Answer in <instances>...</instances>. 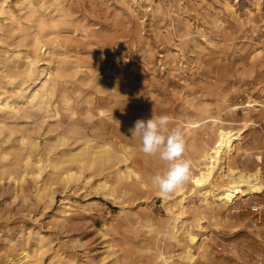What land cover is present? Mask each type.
<instances>
[{
    "label": "rangeland",
    "instance_id": "rangeland-1",
    "mask_svg": "<svg viewBox=\"0 0 264 264\" xmlns=\"http://www.w3.org/2000/svg\"><path fill=\"white\" fill-rule=\"evenodd\" d=\"M153 113L192 161L167 196L128 131ZM238 130L264 188V0H0V264H264V189L195 180Z\"/></svg>",
    "mask_w": 264,
    "mask_h": 264
},
{
    "label": "clouds",
    "instance_id": "clouds-1",
    "mask_svg": "<svg viewBox=\"0 0 264 264\" xmlns=\"http://www.w3.org/2000/svg\"><path fill=\"white\" fill-rule=\"evenodd\" d=\"M172 117L153 113L150 119H137L128 129L138 140V150L145 156H158L165 168L150 177L151 184L161 196H167L191 180L192 161L184 158L185 133L180 125H172Z\"/></svg>",
    "mask_w": 264,
    "mask_h": 264
},
{
    "label": "bare ground",
    "instance_id": "bare-ground-1",
    "mask_svg": "<svg viewBox=\"0 0 264 264\" xmlns=\"http://www.w3.org/2000/svg\"><path fill=\"white\" fill-rule=\"evenodd\" d=\"M240 137H241V132L238 130L237 135L226 138L218 155L216 156L213 155L210 158V160H208L209 162L207 163L208 166L206 170L199 171L201 173V177L197 179L194 178L196 180V183L201 186L205 182L207 181L209 182V186H210L209 188L205 189L203 187L202 188L200 187L201 189L199 188L198 191L199 193L205 196L204 200L205 198H208V196L211 195L215 196V198L219 196V198L223 201L224 205H226L230 200L236 197L233 194L234 190H238L239 192L238 195L240 196L251 195L263 191L264 188L261 182L262 180L261 167H257L255 170L250 172H244L243 170L235 169L234 167L229 165V161L231 159L232 153L236 148L235 147L236 143L240 140ZM227 160H228V165L227 166L223 165V163L227 162ZM216 174L218 178L216 177ZM74 176H75L74 173L69 174V177H74ZM181 189L182 188H180L179 191H181ZM217 191L218 193L215 195ZM181 194L182 195L177 204L179 206V208H177V210L179 211L177 212L178 214L182 212L183 201L186 197V196L184 197L183 192H181ZM188 239L192 243H195L199 238L195 234H189ZM186 252L191 254L190 249H188V251Z\"/></svg>",
    "mask_w": 264,
    "mask_h": 264
},
{
    "label": "built area",
    "instance_id": "built-area-1",
    "mask_svg": "<svg viewBox=\"0 0 264 264\" xmlns=\"http://www.w3.org/2000/svg\"><path fill=\"white\" fill-rule=\"evenodd\" d=\"M252 210L258 214H260L263 210V207L261 205H255Z\"/></svg>",
    "mask_w": 264,
    "mask_h": 264
}]
</instances>
